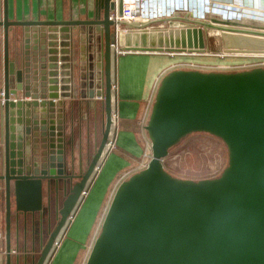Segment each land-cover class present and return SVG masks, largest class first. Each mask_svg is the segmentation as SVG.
<instances>
[{
	"label": "water",
	"instance_id": "water-1",
	"mask_svg": "<svg viewBox=\"0 0 264 264\" xmlns=\"http://www.w3.org/2000/svg\"><path fill=\"white\" fill-rule=\"evenodd\" d=\"M100 2L94 19L12 20L4 0L0 182L6 264L13 245L18 250L27 241L23 234L12 235V211L26 215L41 209L44 186L60 178L71 185L60 218L32 263L46 264L105 153L113 123L109 11L116 5L120 12L121 0H102V12ZM88 23L98 24L102 33V75L96 62L88 75H77L71 55ZM120 23L128 30L117 34L119 49L199 51L206 28V51L264 54V0H208L206 19L176 12ZM96 31L88 35L91 45ZM94 95L104 98L102 136L86 169L76 173L81 157L75 160L73 152V100ZM143 127L150 156L115 186L84 264H264V67L172 68L158 80ZM194 131L224 143L226 164L218 175L178 177L163 167L168 148ZM74 177L79 179L73 182Z\"/></svg>",
	"mask_w": 264,
	"mask_h": 264
},
{
	"label": "crops",
	"instance_id": "crops-1",
	"mask_svg": "<svg viewBox=\"0 0 264 264\" xmlns=\"http://www.w3.org/2000/svg\"><path fill=\"white\" fill-rule=\"evenodd\" d=\"M102 3V0H101ZM98 0H7L8 16L10 19H52V18H69L71 16L84 18L87 16H96ZM3 15V1L0 0V18ZM82 44V43H81ZM84 46V44L80 45ZM129 52L128 54H126ZM119 53V54H118ZM115 53L112 65V98H113V118L112 134L114 147L108 151L97 167V172L89 182L75 212L88 216L94 213L92 221H94L97 211L101 208L105 196L108 183L113 178L114 173L125 163V156L120 151L134 154L136 147L134 138V123L137 114L144 111L150 105L148 99L153 96L154 89L159 78L168 70L177 68V62L189 60L201 63H224L233 61L229 58L206 59L200 57H192L182 52L166 51L164 49L157 50H124ZM80 54H84L83 52ZM83 55H80L82 57ZM198 59V60H195ZM82 64L84 57H82ZM84 68V66L82 67ZM78 68L77 75L84 74V70ZM98 98L94 97H78L73 100L75 110H73L74 123L72 130L77 126V130L73 137L74 147L79 146L82 156L88 155L90 142V130L92 135L95 134L96 128V112L89 109L90 104ZM61 99L68 102L69 97L61 96ZM99 99V98H98ZM138 100L142 105L138 106ZM148 103V105H147ZM140 108V109H138ZM138 110V111H137ZM141 113V112H140ZM143 113V112H142ZM89 118V117H93ZM138 123V120H137ZM114 133V135H113ZM2 183L0 182V185ZM91 196V197H90ZM90 197V200L88 201ZM87 199V200H86ZM5 199L4 193L0 190V264H6V248L4 241L5 227ZM99 209V210H98ZM80 215V217H82ZM72 217V216H71ZM69 224V223H68ZM14 235V233H12ZM57 247L51 252L46 264H53L54 259L60 255L59 262L62 264H72V248L65 245L63 250L58 252ZM14 249L11 252V264L16 263V253ZM24 252L21 254L23 255ZM58 259V258H57Z\"/></svg>",
	"mask_w": 264,
	"mask_h": 264
},
{
	"label": "rangeland",
	"instance_id": "rangeland-1",
	"mask_svg": "<svg viewBox=\"0 0 264 264\" xmlns=\"http://www.w3.org/2000/svg\"><path fill=\"white\" fill-rule=\"evenodd\" d=\"M188 3L192 4V1L187 0L186 4ZM193 3L195 4V6H197L199 5V0H194ZM163 27H167L166 22L163 23ZM205 36H206V28H203L202 29V39L204 43L203 50L190 51L185 49L183 51L175 50V52H182L187 56L200 57V58L204 57L206 59H215L214 57H218L220 59L229 58L233 60L240 58H248V59L264 58V54L261 55L258 53H230V52L206 51ZM128 53L129 52H127L126 54ZM201 64H207V63H201ZM177 67L189 68L185 64H181L180 66ZM200 70L231 71L222 68L210 69V67L208 66H203L200 68ZM137 102H138V106L142 105L140 100H138ZM89 109L96 112L95 134L92 135V130H90L91 135H90V143H89V153L91 154L94 152L96 146L98 145L102 134L101 132L104 122L103 121L104 112H103V105L101 103V99L96 98L92 102V104H90ZM142 112L143 111H141L140 109L139 113L137 114V117L135 118L136 119L135 122H133L134 123L133 125L135 127L134 138L136 144V147L134 148L135 150L133 151L134 154L125 151H120V154L125 156L126 158L125 163L127 161V164L120 167L119 170H117L114 173L113 178L108 183L104 202L103 204H101L100 206L101 208H99L100 210L98 209L99 211H97L98 213L95 216L94 221H92L94 213L91 212L88 216H85V213L83 215L79 213L82 205L85 203L84 201L79 207V210L77 212L75 211L73 212L72 217L69 220V224H67L66 228L63 230L62 234L57 240L55 247H57V250H59L58 252L61 253L62 250L64 252L65 245L68 248H72L73 250L72 258H71L72 264H84L87 255L91 249V246L93 244V241L100 231L104 214L106 212L108 204L113 195V190L117 185V183L120 180L126 178L133 171L142 168L146 164L150 156V142L147 137L146 131L144 130V128H142L139 125V123H137V120H139V118L141 117ZM89 118L94 119V116ZM113 147L114 144H112L110 147H106L103 158L108 151L113 149ZM226 158H227L226 148L220 138L205 131H194L184 135L175 144H173L168 148L167 154L162 158V164L163 167L166 170H168L169 173H171L172 175L178 177L197 179L202 177H212L218 175L221 169L226 164ZM90 197L88 201L90 200ZM80 215H82V217H80ZM37 251L38 250H36V253ZM59 258L60 255L58 253V257L54 259L53 264H62V262L61 263L59 262L60 260Z\"/></svg>",
	"mask_w": 264,
	"mask_h": 264
},
{
	"label": "flooded vegetation",
	"instance_id": "flooded-vegetation-1",
	"mask_svg": "<svg viewBox=\"0 0 264 264\" xmlns=\"http://www.w3.org/2000/svg\"><path fill=\"white\" fill-rule=\"evenodd\" d=\"M2 1H3V10H4V0ZM100 6H101L100 11L102 12L101 2H100ZM98 11H99V5L97 4L96 16H89L87 14V16L84 17L83 19L96 18L98 15ZM71 17H74V16H71ZM74 18H79V17H74ZM82 26H85L84 31L81 33L82 40H79V42L75 44V47L72 49V53H71L73 59H75L77 62L75 63V68L77 67V71H78V68H82L84 66V68H82L84 70V74L88 75V72L91 71L90 64L95 65L97 63L99 68L95 66L94 69L97 68L96 72L98 74L101 73L102 75V70H103V67H102L103 43H102V35H101L102 33L99 30L98 24L88 23ZM96 28L98 29V31L94 33L97 36L96 42L93 45H91V43L89 42L88 35L90 34V31L92 33V31ZM110 28L112 30L111 25H110ZM81 43L84 44V46H80L82 45ZM12 47H13L12 40L10 39L9 41L10 55L12 53ZM112 47H113V42H111V48ZM22 49L24 51L26 50L24 43L22 45ZM2 51H3V28H2V25H0V56L2 54ZM82 52L84 54H80ZM67 54L68 53L64 55H67ZM80 55H83L82 57H84L85 64H82L81 62L82 57H80ZM60 62H67V61H60ZM19 66H22V63H20ZM111 80H112V77H111ZM112 88H113V82H112ZM1 90L4 93L3 87L0 83V91ZM97 97L101 99V103L103 105L104 98L99 95ZM112 111H113V101H112ZM103 112H104V105H103ZM103 121H105V112H104ZM103 126H104V122H103ZM76 130H77V126H75L73 129V137L75 135ZM111 130H112V127H111ZM87 143L89 145L90 143L89 140L87 141ZM73 152H74L75 160L79 156L81 157V163L80 165H78L76 161L74 171L76 173H82L86 169L89 159L91 158V155L93 153L90 154L88 150V155L83 157L79 146L74 147ZM82 168H85V169H82ZM78 179L79 177H74L72 181L74 182L75 180H78ZM65 181H66L65 179L60 178L56 183L54 182L50 188L46 189V186H44L43 201H42L41 209L35 210L33 212H28L26 215L22 214L21 212L18 213L16 211H12V215H11L12 233L18 232L19 234H23L27 237L26 243H22L18 248V252L16 253V259H18L19 261L22 260L23 264H32L33 262L36 261V259L38 258L40 254L42 246L45 244L51 230L54 228L58 219L60 218L59 210L62 206L63 200L65 199L67 194L70 192L69 188L71 186ZM0 190L3 191L2 184L0 185ZM4 231H5V227H4ZM36 250H38L37 251L38 255L36 253ZM22 252H24L23 255L21 254Z\"/></svg>",
	"mask_w": 264,
	"mask_h": 264
},
{
	"label": "built area",
	"instance_id": "built-area-1",
	"mask_svg": "<svg viewBox=\"0 0 264 264\" xmlns=\"http://www.w3.org/2000/svg\"><path fill=\"white\" fill-rule=\"evenodd\" d=\"M116 1V0H114ZM206 7L208 10V0H199V5ZM172 2H174L172 4ZM169 3V4H168ZM197 5V6H199ZM197 6L194 3L186 4L185 0H121V10L117 11L116 5L109 11V18L113 20L111 24L114 41H113V49L114 53L122 52L123 49H119L117 47V34L119 31L126 32L128 27L126 25L121 24V21H146L149 19H156L161 17L170 16L176 12H187L188 16L197 19L206 18L208 12H199ZM261 54L262 53H258ZM181 64L187 65L189 68L200 69L203 66H208L210 69H227V70H239L245 68H251L254 66L264 67V58H240L229 62L224 63H207L201 64L197 61H189L182 60L177 62V66ZM186 68V67H185ZM3 91H0V98L3 100ZM152 101V96L149 97L148 103ZM147 103V105H148ZM151 104V102H150ZM150 106V105H149ZM148 107L145 108L141 117L138 120L139 125L144 128V124L146 122ZM115 114L112 111V118H114ZM113 126V123H112ZM112 130L109 135V139L107 141L106 147H110L113 144V138L111 137Z\"/></svg>",
	"mask_w": 264,
	"mask_h": 264
},
{
	"label": "clouds",
	"instance_id": "clouds-1",
	"mask_svg": "<svg viewBox=\"0 0 264 264\" xmlns=\"http://www.w3.org/2000/svg\"><path fill=\"white\" fill-rule=\"evenodd\" d=\"M187 0H185V2H186ZM189 1H192V3H193V1L194 0H189ZM174 2H172V4H173ZM169 4V3H168ZM203 4H204V1H203V3H202V6H197V8H198V10H199V12H201V11H203V12H208V10L206 9V7L205 6H203Z\"/></svg>",
	"mask_w": 264,
	"mask_h": 264
},
{
	"label": "trees",
	"instance_id": "trees-1",
	"mask_svg": "<svg viewBox=\"0 0 264 264\" xmlns=\"http://www.w3.org/2000/svg\"><path fill=\"white\" fill-rule=\"evenodd\" d=\"M163 165V164H162ZM168 171V170H167ZM169 172V171H168Z\"/></svg>",
	"mask_w": 264,
	"mask_h": 264
}]
</instances>
